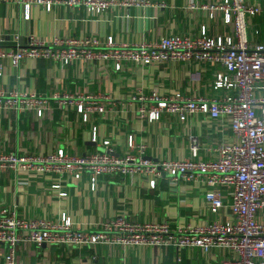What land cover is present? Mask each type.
Segmentation results:
<instances>
[{"label": "crops", "instance_id": "crops-1", "mask_svg": "<svg viewBox=\"0 0 264 264\" xmlns=\"http://www.w3.org/2000/svg\"><path fill=\"white\" fill-rule=\"evenodd\" d=\"M192 1L210 4L215 0H151L146 7L100 13L64 4H55L51 10L39 5L33 7L30 19L25 18L22 4L0 2V36L15 47V37H20L21 46H26L31 37L50 42L63 37L113 36L120 44H138L171 35L198 37L205 29L211 37L232 34L222 12L217 11L211 18L206 10L190 11L188 5ZM160 2L166 6L160 7ZM219 69L210 63L170 61L152 66L126 62L116 71L111 62L78 61L65 66L43 58L25 59L16 68L9 59H0V87L8 92L33 91L48 97L50 103L42 118L32 111H0V153L42 155L64 147L70 154L85 155L104 151L103 142L110 140L114 153L124 156L138 153L137 148L128 146V137L133 135L137 146H148L146 157L157 163L189 157L188 138L196 134L202 139L200 157L216 159L218 146L234 139L225 120L191 113L182 121L178 115L164 112L159 120L150 121L140 117L138 108L143 101L134 100V96L169 97L180 93L185 97H223L228 90L213 88ZM55 93L103 96L104 112L92 113L84 121L74 108L53 100ZM94 127L98 131L97 142L91 139ZM56 180L55 175L1 171L0 212L53 222L67 214L76 226L88 231L102 230L119 214L140 223L168 221L173 230L216 218L206 202L205 195L211 190L206 184L180 181L172 185L168 176H163L152 188L146 176L106 175L92 189L90 176L85 173L80 180L64 177L61 189L55 190L52 184ZM227 193V189H221L225 202L229 200ZM229 217L227 208L221 220ZM7 253L8 248L0 245V264H8ZM229 256L224 249L206 252L198 247L176 251L174 247L105 243H30L18 248L16 264H224Z\"/></svg>", "mask_w": 264, "mask_h": 264}, {"label": "built area", "instance_id": "built-area-1", "mask_svg": "<svg viewBox=\"0 0 264 264\" xmlns=\"http://www.w3.org/2000/svg\"><path fill=\"white\" fill-rule=\"evenodd\" d=\"M19 3L30 19L34 6L51 10L55 4L84 7L89 12H106L117 8L146 7L151 0H0ZM165 7L164 2L159 3ZM190 11H208L211 18L223 13L224 22L231 27V35L211 37L206 29L198 37L171 35L156 42L120 44L113 36L63 37L47 42L31 37L21 46L20 37L8 39L0 36V59H9L19 67L25 59H50L62 65L78 61L94 64L111 62L120 71L126 62L152 66L170 61L202 62L220 66L215 73L213 88L228 90L223 97H185L180 93L169 97L158 94L134 96L143 101L138 108L140 117L159 120L162 113L176 114L182 121L191 113H202L212 119L225 120L234 139L216 149V159L200 157L202 139L190 134V156L180 160L154 162L146 157L147 145H136L133 135L128 146L138 149L124 156L114 153L111 141L105 140V150L92 154H70L64 147L48 154L25 155L0 153V172L13 170L28 176L55 175L52 188L60 190L63 178L82 179L88 173L92 189L106 175L146 176L155 188L159 178L168 176L172 185L180 181L206 184L211 187L206 195L214 220L201 225L187 224L173 230L170 223L136 222L119 214L105 224L102 230L88 231L75 225L63 214L59 222L48 219H27L16 213L0 212V245L8 248V264H16V253L21 245L110 244L124 247H174L176 251L198 247L206 252L227 250L230 256L224 264H264V0H215L202 3L192 1ZM11 41V40H10ZM15 48V49H14ZM103 96L55 93L52 97L59 105L72 107L82 114L84 121L92 113L104 112ZM106 100L109 97H105ZM49 98L33 91H6L0 87V111L17 109L45 116ZM92 141L97 142V127ZM228 190L225 202L221 189ZM230 209V217L221 220L223 211Z\"/></svg>", "mask_w": 264, "mask_h": 264}]
</instances>
